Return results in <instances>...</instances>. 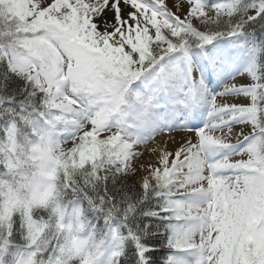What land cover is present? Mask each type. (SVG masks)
I'll return each mask as SVG.
<instances>
[{
  "label": "snow or ice",
  "instance_id": "snow-or-ice-1",
  "mask_svg": "<svg viewBox=\"0 0 264 264\" xmlns=\"http://www.w3.org/2000/svg\"><path fill=\"white\" fill-rule=\"evenodd\" d=\"M161 244L264 264V0H0V264Z\"/></svg>",
  "mask_w": 264,
  "mask_h": 264
},
{
  "label": "rangeland",
  "instance_id": "rangeland-1",
  "mask_svg": "<svg viewBox=\"0 0 264 264\" xmlns=\"http://www.w3.org/2000/svg\"><path fill=\"white\" fill-rule=\"evenodd\" d=\"M169 135H171L173 137L174 136L175 137H179V139H181V135L182 134L178 133L176 131L172 132L171 134H169L168 132H164L163 134L158 135L157 137L153 138V140L150 142L149 145H153L154 147H156L160 143H162L163 145H168L170 143L169 144V150H174L177 145H174L173 143H171L169 138H167V139L163 138L164 136H169ZM150 155L151 156L147 155V150H146V152L143 151L142 155L137 160V164L154 163L156 161L157 157H156V155L154 153H151Z\"/></svg>",
  "mask_w": 264,
  "mask_h": 264
},
{
  "label": "bare ground",
  "instance_id": "bare-ground-1",
  "mask_svg": "<svg viewBox=\"0 0 264 264\" xmlns=\"http://www.w3.org/2000/svg\"><path fill=\"white\" fill-rule=\"evenodd\" d=\"M157 136H158V135H157ZM157 136H155V137H157ZM155 137H154V138H155ZM174 137H175V136H174ZM163 138H164V139H167V138H169V136H164ZM175 138H176V141H177V142L180 141L179 137H175ZM156 142H157V141H156ZM161 144H162V143L158 144L156 147H154L153 145H148L147 147H145V146H141L140 151H141V152H143V151L146 152V150H147V155H148V156H151L150 154L153 153V152H152V149H153V148L162 149V148H164V147H167V148L169 149V144H170V143H169L168 145H163V144L161 145ZM174 145H176V144H174ZM144 163H145V162H144Z\"/></svg>",
  "mask_w": 264,
  "mask_h": 264
},
{
  "label": "trees",
  "instance_id": "trees-1",
  "mask_svg": "<svg viewBox=\"0 0 264 264\" xmlns=\"http://www.w3.org/2000/svg\"><path fill=\"white\" fill-rule=\"evenodd\" d=\"M168 249L165 248L162 244L158 245L157 250H156V256L159 258L161 264H163V260L165 256L168 254Z\"/></svg>",
  "mask_w": 264,
  "mask_h": 264
}]
</instances>
